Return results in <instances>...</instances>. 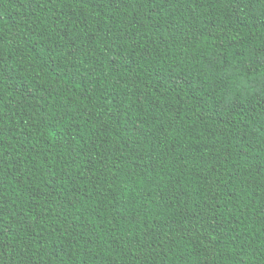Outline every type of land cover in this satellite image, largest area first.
<instances>
[{"label":"trees","instance_id":"1","mask_svg":"<svg viewBox=\"0 0 264 264\" xmlns=\"http://www.w3.org/2000/svg\"><path fill=\"white\" fill-rule=\"evenodd\" d=\"M0 264H264V0H0Z\"/></svg>","mask_w":264,"mask_h":264}]
</instances>
